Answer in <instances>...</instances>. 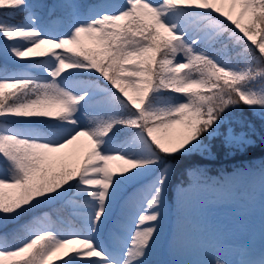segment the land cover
<instances>
[{
  "label": "snow or ice",
  "instance_id": "obj_1",
  "mask_svg": "<svg viewBox=\"0 0 264 264\" xmlns=\"http://www.w3.org/2000/svg\"><path fill=\"white\" fill-rule=\"evenodd\" d=\"M230 3L240 6L235 18L217 6L218 0H162L159 5L150 0H124L115 13L100 12L76 23L67 35L48 38L34 26L31 13L27 23L6 18L8 13L26 10L28 0H0V17H5L0 18V38L25 42L13 44L10 52L22 59L50 61L40 65L46 78H0V120L51 123L62 129L71 126L57 138L45 137L32 128L0 126V158L8 165L7 171L0 173V214L18 215L41 200L59 196L73 184L84 196L81 231L63 238L47 228L38 229L14 250L0 248V264H54L51 257L57 253H62L56 258L59 264H146L168 183L165 159L200 148L202 138L213 135L224 121L226 110L244 105L264 114V83H256L264 82V0ZM212 12L258 48L259 57H253L255 67L249 62L234 68L195 47L200 38L190 39L184 21L210 20ZM245 15L248 22L241 23ZM211 23L243 42L232 28L217 20ZM82 34L93 46L82 42ZM45 43L51 45L48 52L34 51ZM178 53H183V60H177ZM74 70L97 73L110 85L101 91L111 114L94 126H81L76 114L98 86L80 82L79 91H75L67 79ZM5 88L11 90L5 92ZM174 125L182 126L176 138L167 134ZM117 127L130 129V139L108 148ZM80 136H87L92 145L83 162L76 169L52 171L53 154ZM114 160L123 162L118 171L108 167ZM160 165L164 166L142 189L148 208L138 215L131 245L119 254L97 244L93 234L107 216L121 181ZM5 187L17 188L19 194L6 200ZM180 195L183 200L187 193ZM239 264H264V255Z\"/></svg>",
  "mask_w": 264,
  "mask_h": 264
},
{
  "label": "rangeland",
  "instance_id": "obj_2",
  "mask_svg": "<svg viewBox=\"0 0 264 264\" xmlns=\"http://www.w3.org/2000/svg\"><path fill=\"white\" fill-rule=\"evenodd\" d=\"M66 1L72 2V27L76 23L86 22L100 12L115 13L124 4V0H107L99 2L96 6L88 7L86 10H81L77 7V0ZM150 2L159 5L162 0H150ZM101 3L106 6H101ZM217 6L225 12H230L234 18L240 11V6L231 4L230 0H218ZM97 10L101 11L97 12ZM213 14H216L225 23V27L229 24L237 35L243 37V34L235 29L234 25L226 21L224 17L215 12L211 13V15ZM31 15L36 21L34 26L41 29L48 38L68 34L60 28L59 19L42 23L39 22L40 15L38 13H31ZM27 16L24 17L23 23H27ZM181 19L183 20V18ZM212 20L184 21L189 27L190 39L199 36V43L205 45L215 43L225 31L213 25ZM247 22L248 17L245 15L241 18V23ZM227 34L229 38H234L230 33ZM81 40L93 45L92 41L83 34ZM243 42L251 43L246 37H243ZM239 43L241 42L235 39L234 44ZM13 44L21 46L25 42L19 39L8 41L6 38H0V61L9 66L4 68L8 69V72L0 75V78L9 76L46 78L47 73L44 71V67L40 65H49L50 61L47 58L32 61L28 58L15 57L10 52V47ZM49 48H51V45L45 43L34 51L48 52ZM183 58V53L177 54L178 61L183 60ZM217 60L234 68L242 67L238 66L237 63L234 65L226 58ZM67 79L73 83L75 91H79L80 82H85L75 78L73 74L69 75ZM86 83L98 86L92 89L93 95L102 92L101 89H104L96 83L90 81ZM256 83L259 85L264 82ZM7 90H10V88L4 89V91ZM245 107L262 121L261 128L264 134V114L259 110ZM76 118L81 126H92L84 121L82 115L76 114ZM40 123L42 122L29 124L0 120V126L2 127L32 128L49 138H57L67 128L71 127L69 125L62 129L54 127L51 123H46L45 128H41ZM248 126H250L249 123ZM181 129L182 126L174 125L172 129L168 130L167 134L176 138ZM215 138H220L222 143V147L220 146V149L216 150L217 154L213 149ZM128 139H130V134L117 142L116 145L107 147L115 148ZM90 144L91 141L87 136L77 137L71 144L53 154V157L55 155L78 156ZM256 145L257 141L250 133L244 129L236 131L225 117L224 121L214 130L213 135H205L202 138L200 148L182 154V156H197L203 164H196L187 168L185 170L186 178L176 184L177 187L174 190H172V186H174L172 185L174 163H165L168 166L169 176L163 193L162 215L159 220L158 232L146 257V264H197L200 261L214 262L217 259L227 260L229 264H232L236 256L248 257L247 252L253 242L256 239H264V157H254L249 161L243 158L250 151L253 152L252 149ZM219 155L221 160L217 161ZM122 163L119 160L109 161L108 167L113 171H118ZM163 166H157L143 175L121 181L116 196L109 205L107 216L104 217L98 232L93 234L97 244L112 253L122 254L126 251V248L131 245V236L134 234V224L138 220L139 213L148 208L146 194L142 189L149 184ZM127 186H131V189L127 190ZM182 191L187 193L183 200H181L180 195ZM77 193L83 195L78 191ZM178 208L181 212L177 217H173L171 213ZM80 214L83 217V210L80 211ZM21 223L19 214L0 215V248H10L8 247L9 240H7L6 234L20 226ZM49 226L50 223L40 222L29 230L30 235L38 229H49ZM82 229L71 226L64 229L62 237L71 238L68 235L69 233L81 231ZM60 255L62 253L55 254L51 257V260H57V256ZM252 260H255V258H252Z\"/></svg>",
  "mask_w": 264,
  "mask_h": 264
},
{
  "label": "trees",
  "instance_id": "obj_3",
  "mask_svg": "<svg viewBox=\"0 0 264 264\" xmlns=\"http://www.w3.org/2000/svg\"><path fill=\"white\" fill-rule=\"evenodd\" d=\"M51 1L54 2L59 0H28V8L26 10L20 13H8L6 18L11 20V22H18L22 19V16L28 9H38L44 13L46 3ZM68 7V5L65 6L64 4L59 5L60 10L66 9V11H68ZM212 19L217 20L225 25V23L220 20L217 15H212ZM226 27L231 28L229 24L226 25ZM227 33L228 32L226 31L223 32L221 39L217 42L218 44H216L215 47L213 46L211 48L205 49L206 52L210 55L222 53L226 58L231 59L239 66H245L247 63L251 62L255 67L256 65L253 61V57H259L260 54L258 48H256V46L251 44L250 42H241L239 44H234L235 39L229 38L227 36ZM246 49H251V51H246ZM0 66L5 68L7 65L0 63ZM4 71H6V69ZM76 75L81 78L83 76H87L90 78L93 77L94 79L100 81L104 86H106V88L110 87V85L97 73L77 71ZM10 90H7L5 92H8ZM165 95H167V93ZM93 102L99 103L98 109L92 105ZM106 105V96H99L95 99H92L90 101V104H88L89 107L87 108V120L94 125L95 122L105 119L107 115L111 114L107 111ZM226 111L227 115L225 117L236 131L244 129L248 133H250L257 141V145L252 149L253 152L250 151L245 157L252 155L264 156V134L261 128L262 121L258 119L257 116L253 115L244 105L234 107L232 108V110ZM248 123L250 126H248ZM129 133L130 129L125 127H117L112 134V139L109 144H115L118 139L127 136ZM213 143L214 152H216L217 154L220 146L222 147L220 138H215L213 140ZM91 147L92 145L87 146L86 154L91 150ZM85 155H73L71 157L69 156L70 158L64 155H55L51 170L59 173L67 168L76 169L83 162ZM218 160H221L220 155L218 157ZM165 161L175 162L173 184L178 182L180 179L185 178L184 170L186 167L190 166L192 163L202 162L197 156L192 155H176L175 157L166 158ZM7 168V163L2 158H0V173L6 172ZM172 188H174V186H172ZM77 191L78 190L75 184H73V187L62 192L59 196H53L51 199L41 200L39 203L34 204L32 207H28L24 211L20 212L19 218L22 222L21 225L6 234L7 240H9L8 247L11 248L8 249L14 250L16 247L21 246L22 242L28 240L30 238L28 230L32 226L39 224L40 220L46 223H50L52 229L51 231L58 236H62L61 232L64 230V228H68L72 225L80 227L82 224L81 216L77 213V210L81 209L80 205L81 203H83L84 196H80ZM3 194L5 199L9 200L15 198L19 194V190L17 188L5 187L3 189ZM174 214L177 215V212H174ZM11 259L19 260L20 258L13 257ZM52 261L54 262V264H59L57 260Z\"/></svg>",
  "mask_w": 264,
  "mask_h": 264
},
{
  "label": "bare ground",
  "instance_id": "obj_4",
  "mask_svg": "<svg viewBox=\"0 0 264 264\" xmlns=\"http://www.w3.org/2000/svg\"><path fill=\"white\" fill-rule=\"evenodd\" d=\"M247 253V258H245L244 256H236L233 259L232 264H239L241 260H252V258H255V260L260 259L261 256L264 255V239H256Z\"/></svg>",
  "mask_w": 264,
  "mask_h": 264
}]
</instances>
